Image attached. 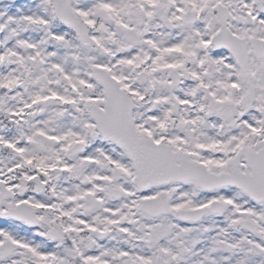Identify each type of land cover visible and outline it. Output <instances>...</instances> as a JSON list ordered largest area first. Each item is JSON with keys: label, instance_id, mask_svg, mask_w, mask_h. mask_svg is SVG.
Returning a JSON list of instances; mask_svg holds the SVG:
<instances>
[{"label": "snow or ice", "instance_id": "1", "mask_svg": "<svg viewBox=\"0 0 264 264\" xmlns=\"http://www.w3.org/2000/svg\"><path fill=\"white\" fill-rule=\"evenodd\" d=\"M0 264H264V0H0Z\"/></svg>", "mask_w": 264, "mask_h": 264}]
</instances>
